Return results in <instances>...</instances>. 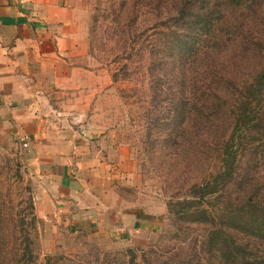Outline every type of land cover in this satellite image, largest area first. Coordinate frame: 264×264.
Segmentation results:
<instances>
[{"label":"rangeland","instance_id":"obj_1","mask_svg":"<svg viewBox=\"0 0 264 264\" xmlns=\"http://www.w3.org/2000/svg\"><path fill=\"white\" fill-rule=\"evenodd\" d=\"M142 1L83 0L88 17L90 56L96 66L109 71L106 79L107 75L111 77L110 86L92 108L96 112L94 119L97 125L110 127L115 137L128 148L140 184L138 189L127 188V194L137 201L142 200L145 212L159 218L157 229L140 235L135 232V240L126 245H115L100 234L71 229V223H62L57 230L53 229L51 222L37 214L39 181L30 165L31 150L14 139L0 140V264H15L19 257L28 264L27 246L33 252V264H46L48 256L76 260L62 258L55 263L53 259L52 264H80L79 261L84 264H191L195 245L202 255H208L210 248H206V243L195 244V240L207 235L210 218L196 206L182 212L180 206L171 208L169 203L192 194V185L221 166L215 158V146L209 149L205 141L218 137L222 130L214 127L197 133L198 125L189 127L188 122L189 133L183 134L182 146L179 139L176 141L177 134L174 136L177 127L168 100L163 102L165 108L154 109L150 96L152 87L140 64L141 58L135 55L132 61L126 62L128 54L122 46L127 33H136L138 18L131 32L126 25L135 18L131 11L139 9ZM225 1L229 0L213 1L221 3L215 29L222 28L216 35L223 37L221 50L218 49L223 57L231 55L237 43L234 38L226 41L232 38V27L226 26L233 21L232 17H241L234 15L233 5L238 4V0L229 5ZM207 41L201 42L200 50L208 46ZM125 63L129 64V73L123 68ZM205 66L204 60L196 75H192L199 81L198 85L205 79ZM250 141L257 140L250 138ZM246 152L248 156L243 160L239 177L226 192L225 199L236 193H247L244 197L255 195L261 205L242 216L247 210L226 200L225 211L220 212L216 222L219 227L238 229L242 237L253 242H262L264 224L258 223V214L264 208V150L254 146ZM212 202L216 204L217 200ZM185 246L187 249L183 252ZM18 249L22 251L17 253Z\"/></svg>","mask_w":264,"mask_h":264},{"label":"crops","instance_id":"obj_2","mask_svg":"<svg viewBox=\"0 0 264 264\" xmlns=\"http://www.w3.org/2000/svg\"><path fill=\"white\" fill-rule=\"evenodd\" d=\"M87 23L83 0H0V140L31 150L41 219L126 245L159 218L128 196L140 184L129 150L95 122L111 77Z\"/></svg>","mask_w":264,"mask_h":264},{"label":"trees","instance_id":"obj_3","mask_svg":"<svg viewBox=\"0 0 264 264\" xmlns=\"http://www.w3.org/2000/svg\"><path fill=\"white\" fill-rule=\"evenodd\" d=\"M213 1L143 0L139 9L131 11L135 18L126 25L131 32V26L135 29L138 18L136 33H127L122 46L128 54L126 62L132 61L135 55L141 58L140 64L152 87L150 96L154 109L162 108L163 102L168 100L177 127L174 131L176 141L179 139L184 146L183 134L187 135L189 127L197 125V133L214 127L222 130L218 137H209L205 141L209 149L215 146V158L221 164L216 172L209 174L213 178L205 176L192 185V194L169 203L171 208L180 206L182 212L196 206L210 218L207 235L195 240V244L206 243L210 251L208 255H202L195 245L191 264H207L206 261H210L208 264H264V239L253 242L242 237L238 229L219 227L216 222L220 212L225 211L226 200L246 209L242 216L261 205L255 195L244 197L247 193L225 197L239 177L243 160L248 156L246 150L254 146L264 150V0H238V4L234 0L225 1L226 5L234 3V15L241 17H232L233 21L226 26L232 27V38L228 37L226 41L234 38L237 43L234 52L224 57L218 53L223 37L216 35L222 28L215 29L221 3ZM205 40H208V46L200 50L201 42ZM201 60L206 62L205 79L198 85L199 81L192 75L199 71ZM123 68L129 73L128 63ZM250 138L257 141L251 142ZM215 200L216 204L212 202ZM261 209L258 223L264 224V208ZM182 249L185 252L187 247ZM21 251L18 249L17 253ZM27 255L28 264H33V252L28 246ZM62 258L72 259L48 256L46 264H52L53 259L59 263ZM15 264L27 263L19 257Z\"/></svg>","mask_w":264,"mask_h":264}]
</instances>
